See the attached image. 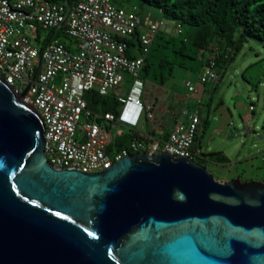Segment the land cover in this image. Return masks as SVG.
<instances>
[{"label":"water","instance_id":"obj_1","mask_svg":"<svg viewBox=\"0 0 264 264\" xmlns=\"http://www.w3.org/2000/svg\"><path fill=\"white\" fill-rule=\"evenodd\" d=\"M23 94L0 77V264H264V181L163 151L55 168Z\"/></svg>","mask_w":264,"mask_h":264},{"label":"built area","instance_id":"obj_2","mask_svg":"<svg viewBox=\"0 0 264 264\" xmlns=\"http://www.w3.org/2000/svg\"><path fill=\"white\" fill-rule=\"evenodd\" d=\"M121 1L0 0V77L14 94L24 91L21 100L38 114L44 153L55 168L91 173L129 153L163 151L189 158L195 154L201 123L197 109H182L186 120L174 123L162 141L137 135L119 148L114 139L106 142L100 137V120L135 125L141 114L153 119V103L142 101L140 69L157 32L169 27L175 33L182 30L164 18L147 19L142 25L137 6L124 8L118 5ZM39 28L60 31L68 42L53 37L40 48L48 33L40 39ZM215 57L216 47L206 51L198 77L201 84L218 80ZM127 80L128 90L123 88ZM184 84L195 92L192 83ZM91 90L113 93L121 103L118 115L90 109L83 93Z\"/></svg>","mask_w":264,"mask_h":264},{"label":"trees","instance_id":"obj_3","mask_svg":"<svg viewBox=\"0 0 264 264\" xmlns=\"http://www.w3.org/2000/svg\"><path fill=\"white\" fill-rule=\"evenodd\" d=\"M52 1L63 2L64 0ZM126 1L137 6L142 25L147 19L164 18L181 26V32L173 33V35L157 32L144 58L139 74L140 79L158 86H162L172 75L174 66H182L173 58H169V53H176L190 59L203 57L204 60L206 51L216 47L215 61L221 76L226 65L234 59L248 39L257 40L264 45V0ZM53 37L67 39L62 32L51 30L46 39L39 42L40 48L45 41ZM131 41L132 39L128 40V43L133 45ZM83 96L87 106L100 113L110 112L117 116L121 109V103L111 92L99 95L91 90L84 92ZM142 116L143 114L140 115ZM207 122L206 115L201 123L202 129ZM136 136L131 132L122 133L114 137L113 145L119 148L124 147ZM203 156L204 158L196 157L194 160L204 166L206 158L217 163L227 162V158L220 151L208 152Z\"/></svg>","mask_w":264,"mask_h":264},{"label":"rangeland","instance_id":"obj_4","mask_svg":"<svg viewBox=\"0 0 264 264\" xmlns=\"http://www.w3.org/2000/svg\"><path fill=\"white\" fill-rule=\"evenodd\" d=\"M130 4L126 0L118 2V5L124 8H129ZM169 28L165 33L173 35L175 32ZM38 33L42 39L49 31L39 28ZM59 40L68 42L64 37ZM169 58H173L182 66L173 67L172 75L166 79L162 87L172 90L173 97L177 99L184 94L183 80L192 73L198 75L200 62L198 57L190 59L176 53H169ZM124 82L123 88L128 90L131 82L129 80ZM207 86L210 88L215 86V90L211 94L209 109L206 110L207 113L205 112V115H208V122L201 131L199 143L196 141V150H221L231 163V166L230 163L225 165L207 163L209 172L217 180L221 179L217 174H224L229 178L239 176L241 180L264 181V135L258 138L254 133L255 131L262 133L261 127L264 126V45L257 40L248 39L234 59L226 65L219 79L208 82ZM250 100L255 107V113L252 115L255 131L245 134L240 132L243 128L240 115L244 111L249 112L247 106ZM174 103L179 104L178 101ZM230 129L236 132L231 138L228 137ZM108 131L110 134L100 132V137L106 142H110V136L114 135L115 128L110 127ZM196 157V154L192 155L193 159Z\"/></svg>","mask_w":264,"mask_h":264},{"label":"crops","instance_id":"obj_5","mask_svg":"<svg viewBox=\"0 0 264 264\" xmlns=\"http://www.w3.org/2000/svg\"><path fill=\"white\" fill-rule=\"evenodd\" d=\"M199 62H200V70L198 72V75H194L193 73L189 75L188 78H185V80H183V97L180 98H174L173 97V91L172 90H167L165 88H163L162 86H158L154 83H150L147 81H144V90H143V94H142V101L143 102H152L154 105V117L153 119H146L144 114L142 117H140V119H138V121L136 122L135 125H123L121 124L119 121H114V122H108V121H104L101 120L100 124H101V130L105 131L106 133L110 132L108 131V129L110 127H114L115 128V133L113 136H110V139H114L115 136H119L122 133L125 132H131L134 133L138 136H145V137H149L152 140L155 141H162L163 139L166 138V135L170 129V127L176 123V122H182L186 120V117L182 115V109L186 108L189 111L192 110H198L200 117H201V123L202 120L204 118L205 112L207 113L208 109H209V102L211 100V94L212 92L215 90V86H212L211 88L207 86L208 82L201 84L199 82V75L201 73V69H202V65H203V57L200 58L198 57ZM185 81H189L190 83H192L195 87V92H191L188 91L187 87L185 86ZM258 99V98H257ZM199 100V101H197ZM178 101L179 104L176 105L174 102ZM202 101H204V106H202ZM252 107L251 110L249 109V107ZM249 112H242V115H240V119L241 122L243 123V128L240 130V132L242 133H250V132H254V127H253V114L255 113V107L252 104L251 100L249 101V104L247 106ZM244 109V108H243ZM207 110V111H206ZM208 116V115H207ZM140 123V125L138 126V124ZM199 126V130L197 133V139L194 142L193 145V152L196 154L197 157H202L204 158V154L208 153V152H212V151H207V150H196V141L198 140L199 143V136L201 134L202 131V126ZM237 131V130H236ZM239 132V130H238ZM254 133H256L257 135H262L261 132L255 131ZM236 132L233 129H230V135L228 136L229 138L235 136ZM262 136H260L261 138ZM128 144V142H127ZM126 144V146H127ZM214 151H220L226 158H227V162L225 163H217L214 162L213 160H210L207 158L206 160V164L207 163H214L217 165H225L229 162V159L227 157V155L221 151V150H214ZM231 166V163H230ZM220 176V180L222 181H226L228 179L231 178H239V176L236 177H227L224 174H217Z\"/></svg>","mask_w":264,"mask_h":264}]
</instances>
